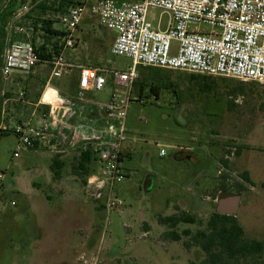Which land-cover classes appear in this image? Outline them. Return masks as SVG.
Segmentation results:
<instances>
[{"label": "rangeland", "instance_id": "1", "mask_svg": "<svg viewBox=\"0 0 264 264\" xmlns=\"http://www.w3.org/2000/svg\"><path fill=\"white\" fill-rule=\"evenodd\" d=\"M57 1L27 0L9 16V28L0 36V55L12 42H31L37 48L50 45L51 36L40 26L45 20L49 22L45 27L58 32L63 28L61 14L53 11ZM11 2L0 0V13ZM160 13L149 9L147 18L153 27L159 19L165 26L168 16ZM96 22L84 13L79 24L82 31L74 35L80 37L94 29L96 38L93 32L82 37L87 45L74 54L68 51L67 56H75L86 67L127 71L130 59L109 55L115 33L98 29ZM16 28H23L24 33H16ZM196 28L209 30L205 25ZM44 66L39 64L32 74L13 75L9 80L0 76V264H199L205 255L191 236L205 231L223 187L240 196L236 220L244 238L263 240L264 84L137 67L132 96L144 102L129 105L124 145L130 157L123 161L124 180L112 190L117 205L108 209L105 197L96 199L95 189L82 183L85 176L75 172L76 154L65 156L59 177L49 170L50 156L24 151L13 158L18 142L13 130L24 125L31 111L25 105L29 93L37 98L44 90L40 82H31L34 73L43 72L46 79L50 69ZM73 79L54 80L52 85L70 92ZM105 79L103 90L93 95L96 101H107L114 88L112 78L105 75ZM228 147H235L236 152L225 161ZM87 168L89 174H99L94 162ZM75 175L79 190L67 184ZM147 177L150 191L144 194L142 184ZM26 187L38 196L42 208L58 214L55 219L61 234L57 232L59 243L51 252L40 253V246L33 242L36 221L34 216L31 219L28 200L34 195ZM180 202L186 203L184 210ZM76 212L85 216L76 219ZM180 212L193 216L195 223L179 224L175 231L180 240L175 242L164 236L169 229L158 218ZM82 224L88 225L83 235L68 230ZM186 231L190 236L184 235ZM62 239L68 247L61 245ZM83 239L88 246L81 247Z\"/></svg>", "mask_w": 264, "mask_h": 264}, {"label": "built area", "instance_id": "2", "mask_svg": "<svg viewBox=\"0 0 264 264\" xmlns=\"http://www.w3.org/2000/svg\"><path fill=\"white\" fill-rule=\"evenodd\" d=\"M149 9L168 16L165 26L159 19L153 27L147 18ZM84 13L115 33L110 55L130 59L127 71H105L67 60L66 51L77 45L74 34ZM59 22L63 36L47 52L48 58L41 59L30 42H12L3 51L0 76L4 80L29 74L39 64L50 68L39 102L45 109L34 126L14 128L18 142L13 158L24 151L53 157L90 154L99 174L92 173L87 182L95 189L96 199L105 197L108 209L117 205L114 185L125 178L123 145L129 105L144 102L132 96L137 67L264 84V0H79L60 15ZM201 25L209 30L196 28ZM16 33L24 29L16 28ZM75 70L78 81L72 94L52 87V81L67 79ZM105 75L112 78L114 88L107 101H96L93 95L103 90ZM227 151L225 161L234 157L236 148Z\"/></svg>", "mask_w": 264, "mask_h": 264}, {"label": "trees", "instance_id": "3", "mask_svg": "<svg viewBox=\"0 0 264 264\" xmlns=\"http://www.w3.org/2000/svg\"><path fill=\"white\" fill-rule=\"evenodd\" d=\"M10 5L6 6L2 14H0V36L5 35L6 20L27 0H10ZM36 1V0H32ZM79 4V0H58L57 5L53 8L58 14H64L69 8ZM41 9L45 11V5H41ZM48 21L43 20L40 27L44 33H46L50 40L56 41L63 36L61 31H55L51 27H45ZM55 46V45H54ZM41 59L48 58L45 45L36 49ZM157 68H154L156 70ZM157 97L158 93L156 89L151 90ZM142 90H140L139 96ZM9 133L3 136H8ZM93 162V158L90 154H81L78 160V166L75 168L76 172L80 176H87L89 173L87 165ZM54 168L57 171L53 172L54 177L59 176L58 170L62 167H57V162L53 160ZM244 179L249 181L247 175L244 174ZM261 188L264 189V182L261 184ZM228 190L222 188L221 193H226ZM158 222L162 226L168 227L169 231L164 234L168 239L175 242L180 240V235L175 231L179 224H194L195 219L193 216L180 212L167 217H159ZM185 236H190L189 232H184ZM192 242L198 246L205 255V260L199 264H264V233L263 240H248L244 238V231L238 224L236 217L225 216L217 213H213L206 224L205 231L197 232L191 236ZM187 248L189 247L186 244ZM196 264V263H190Z\"/></svg>", "mask_w": 264, "mask_h": 264}, {"label": "crops", "instance_id": "4", "mask_svg": "<svg viewBox=\"0 0 264 264\" xmlns=\"http://www.w3.org/2000/svg\"><path fill=\"white\" fill-rule=\"evenodd\" d=\"M6 8V7H5ZM4 8V9H5ZM2 12H3V10L1 11V13L0 14H2ZM89 15V14H88ZM90 16V15H89ZM90 18H92L91 16H90ZM96 20V19H95ZM97 21V20H96ZM7 24V23H6ZM96 25H97V28L98 29H100V30H102V31H107V30H105L104 28H102L99 24H98V21L96 22ZM6 28H9V26H8V24H7V27ZM78 29L80 30V32L82 31V29L81 28H79V26H78ZM77 29V30H78ZM60 31H62V29L60 30ZM77 32V31H76ZM91 32H93L94 33V37L96 38V35H95V31H94V29H92V30H90V31H88V32H86L87 34L86 35H80V37L79 36H76V39H77V45H76V47H75V49H73V50H68V51H70L71 52V54L73 53H75L76 52V50L77 49H79L80 47H81V49L83 48V47H85L86 45H87V43L86 42H84L83 41V43H82V37H86L88 34H90ZM114 37H115V35L113 36V40H114ZM113 40H112V43H113ZM50 45H45V48H46V50H47V52L48 53H50L52 50H54L53 48L55 47V46H58L59 45V43H60V41L59 40H57L56 41V44H55V39H53V40H50ZM31 43V42H30ZM112 43L110 44V49H111V46H112ZM32 44V43H31ZM33 45V44H32ZM55 45V46H54ZM34 46V45H33ZM34 48L35 49H37V47H35L34 46ZM110 49H109V51H110ZM3 51H4V49L2 50V52H1V55H0V59H1V62H2V54H3ZM68 51H66V53L68 52ZM65 53V55H66V58H67V60L69 61V62H71V63H73V64H75V65H80V66H84V65H82V64H79V63H77L78 61V59L75 57V56H73L72 57V59H70L69 58V56H67V54ZM109 55H110V52H109ZM0 65H1V63H0ZM41 65H43L44 66V64H41ZM44 67H47L46 65L44 66ZM49 68V67H48ZM50 69V68H49ZM42 71V70H41ZM34 73V72H33ZM31 74H32V72H31ZM49 75H50V70H49V73H48V76L46 77V79H45V77H44V73L43 72H40V73H34L33 74V78L31 79V82H33V84L34 83H39V84H42V86H44V90L42 91V93H40L39 95H37V98H35L34 96H33V92L31 91L30 93H29V95H28V100H27V102H25L26 104V106H28L29 107V109L31 110V111H29V113L28 114H26V118L28 119H25V121H23L22 122V124H27V123H30L32 126H34L37 122H38V118H39V114H40V112H41V110H43V109H45L43 106H40V104H39V102H40V100H41V97H42V94L44 93V91H45V88H46V85H47V83L49 82ZM20 76V75H19ZM74 77V79H73V81H74V87H72V89H71V91L70 92H68V91H66L65 90V92L61 89H59L57 86H55V85H52V87H54L55 89H57V90H59L61 93H63V94H72L74 91H75V88H76V85H77V81H78V72H77V70H75L74 72H72V74H71V76L70 77ZM70 77H68V78H70ZM67 78V79H68ZM38 81V82H37ZM52 83V82H51ZM25 96H26V93H25ZM27 97V96H26ZM32 152H35V153H38V154H40L41 156H45V155H47V156H50V160H51V162H50V166H49V170L51 171V173L52 174H54L53 172H55V171H57V168L56 169H52V167L54 168V165H53V160H55V162H57L56 163V165H58L57 167H62L63 168V166H64V159H65V157H53V156H51L50 154H48V153H43V152H38V151H32ZM123 152H124V154H125V159L126 158H129L130 157V152H129V148H128V146H125V145H123ZM72 155V154H71ZM77 155V154H76ZM77 157H78V159H77V162H78V160H79V156L77 155ZM77 166H78V164H77ZM61 168V169H62ZM76 168V167H75ZM61 169L60 170H58V172H59V175H60V171H61ZM39 172V170H36V173H38ZM75 172H76V170H75ZM91 176V174H89V175H87V176H85V178L84 179H82V183L83 184H87V186H86V188L87 189H92V186L91 185H89V183L87 182V180L89 179V177ZM59 177V176H58ZM74 179L73 180H71V182H67V184L68 185H71V187L72 188H75L76 190H79V181L77 180V175H75L74 177H73ZM144 183V182H143ZM65 184H66V182H65ZM142 186H143V184H142ZM10 187V186H9ZM28 189V190H27ZM26 190L28 191V193L29 192H31V195H34V194H32V189L31 188H28V187H26ZM194 196V195H193ZM36 197H38L37 195H34L33 197L31 196V198L28 200L29 201V204H30V206H31V210H32V212H31V219H33V216L35 217V229H36V232H35V236H34V243H37V245L38 246H40L39 248H40V253H43V251L44 250H48L49 249V251L48 252H51L52 251V247H54V246H57L58 245V240H57V234L58 233H60V232H58L57 231V227H58V223H57V221H58V219L56 220L55 218V216L56 215H58V214H52V213H50V212H48L47 210H45V208H42L43 206L42 205H39V203H38V201H37V198ZM195 199V198H194ZM82 202L83 201H81V203L80 202H78L80 205V207L82 208ZM179 206H180V208L181 209H185V205H186V203L185 202H180L179 204H178ZM167 214H171V213H167ZM74 216V218H76V219H82V217H84L85 215H82V214H78L77 212L76 213H74L73 214ZM67 216V215H66ZM61 219H62V217H61ZM52 220H56L55 222H52ZM32 221V220H31ZM87 228H88V225H86V224H82V225H80V226H78L77 228H75L74 230L73 229H69L68 228V230L69 231H71V232H75V233H77L78 235H83L84 234V232H86L87 231ZM58 232V233H57ZM61 234V233H60ZM29 238V237H28ZM59 241H61L60 243H61V245L62 246H67L68 247V243H66V241H64L63 239L62 240H59ZM80 245H81V247H86V246H88L89 244H88V242H86L84 239L82 240V241H80ZM45 253H47V252H45Z\"/></svg>", "mask_w": 264, "mask_h": 264}, {"label": "water", "instance_id": "5", "mask_svg": "<svg viewBox=\"0 0 264 264\" xmlns=\"http://www.w3.org/2000/svg\"><path fill=\"white\" fill-rule=\"evenodd\" d=\"M144 194L150 191V177H147L142 186ZM240 196L233 193H221L216 200L215 213L225 216H234L238 212Z\"/></svg>", "mask_w": 264, "mask_h": 264}]
</instances>
